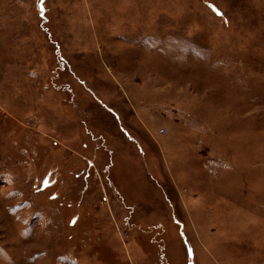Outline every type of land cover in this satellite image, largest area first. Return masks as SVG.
Masks as SVG:
<instances>
[{
	"label": "rangeland",
	"instance_id": "1",
	"mask_svg": "<svg viewBox=\"0 0 264 264\" xmlns=\"http://www.w3.org/2000/svg\"><path fill=\"white\" fill-rule=\"evenodd\" d=\"M0 264H264V0H0Z\"/></svg>",
	"mask_w": 264,
	"mask_h": 264
}]
</instances>
